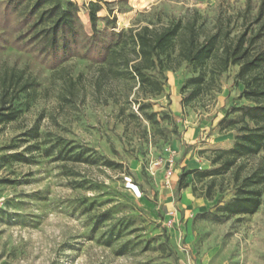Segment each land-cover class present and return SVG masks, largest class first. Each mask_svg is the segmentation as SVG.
I'll list each match as a JSON object with an SVG mask.
<instances>
[{
  "label": "rangeland",
  "instance_id": "1",
  "mask_svg": "<svg viewBox=\"0 0 264 264\" xmlns=\"http://www.w3.org/2000/svg\"><path fill=\"white\" fill-rule=\"evenodd\" d=\"M72 1L91 31L85 9L90 0ZM106 1L117 29L158 30L198 15L197 24L211 31L218 17L230 15V37L244 27L250 35L258 6L264 5V0ZM98 15H107L106 8ZM97 27L103 29L104 22L98 20ZM262 45L264 34L255 47ZM12 65L38 86L14 102L18 117L0 124V264H264V182L257 210L236 215L220 210L235 194V167L213 177L189 174L187 186H178L182 172L217 167L211 162L214 150L231 147L236 134L221 130L219 120L227 112L238 120L241 112L230 109L253 104L237 98L243 88L235 82L237 65L219 76L212 99L184 108L180 88L194 74L184 61L164 71L163 91L153 96L130 88V81L97 88L98 66L84 58H70L54 72L7 46L0 66ZM140 103L147 104L146 113H156L152 120L143 116ZM62 145L97 162L57 161ZM170 154L174 172L167 177ZM239 164L240 179L264 172V149Z\"/></svg>",
  "mask_w": 264,
  "mask_h": 264
},
{
  "label": "trees",
  "instance_id": "2",
  "mask_svg": "<svg viewBox=\"0 0 264 264\" xmlns=\"http://www.w3.org/2000/svg\"><path fill=\"white\" fill-rule=\"evenodd\" d=\"M110 1L90 0L87 7L91 31L84 28L79 17V6L72 0H0V52L7 46L25 51L46 64L54 72L70 58H84L97 67L94 83L97 88L112 82H132L141 94L157 95L163 91L165 70H175L182 61L191 65L194 72L181 86L180 104L212 99L219 91V76L229 66L237 65L235 82L243 88L237 95L253 104L233 106L230 111H240V118H228V112L219 120L221 130L234 129L236 134L231 147L216 149L211 159L218 164L213 169H189L178 177L179 188L186 187L189 174L213 177L235 167L233 182L235 194L222 205L228 215L252 214L261 203L259 185L264 182V172L253 171L239 176L240 158H250L264 149V45L255 47L264 34V5L261 3L254 17L255 30L247 36L245 27L230 37L233 26L231 16L217 18L211 31L197 24L198 15L186 22L176 20L161 29L148 26L117 29L116 15L108 7ZM106 8L107 15L99 11ZM245 10L242 14L245 15ZM239 14V13H238ZM104 28L97 27V21ZM38 86L34 77L23 68L0 66V124L14 121L20 114L15 101ZM121 95L113 98L118 101ZM147 104L140 103L143 116L152 120L156 113H146ZM240 122V123H239ZM239 123V124H238ZM27 132L38 133L30 128ZM60 146L61 143H56ZM56 150L55 160L96 163L97 158L74 146ZM111 165L113 161L103 160ZM208 199L212 198L209 193Z\"/></svg>",
  "mask_w": 264,
  "mask_h": 264
},
{
  "label": "built area",
  "instance_id": "3",
  "mask_svg": "<svg viewBox=\"0 0 264 264\" xmlns=\"http://www.w3.org/2000/svg\"><path fill=\"white\" fill-rule=\"evenodd\" d=\"M161 160H157L156 163L159 164ZM165 164L167 166V169L165 170V175L167 177L173 176V166H174V159L172 157V154L169 155V157L165 160Z\"/></svg>",
  "mask_w": 264,
  "mask_h": 264
}]
</instances>
